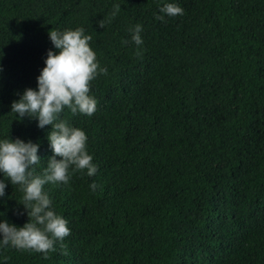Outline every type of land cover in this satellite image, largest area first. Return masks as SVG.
<instances>
[{"label": "trees", "instance_id": "1", "mask_svg": "<svg viewBox=\"0 0 264 264\" xmlns=\"http://www.w3.org/2000/svg\"><path fill=\"white\" fill-rule=\"evenodd\" d=\"M162 2L0 0V138L38 142L36 174L49 126L9 111L48 30L82 27L107 69L91 115L60 114L97 167L44 185L69 233L46 256L2 247L0 264H264V0H175L183 14L158 20ZM0 178V218L21 226L22 192Z\"/></svg>", "mask_w": 264, "mask_h": 264}, {"label": "clouds", "instance_id": "2", "mask_svg": "<svg viewBox=\"0 0 264 264\" xmlns=\"http://www.w3.org/2000/svg\"><path fill=\"white\" fill-rule=\"evenodd\" d=\"M117 10L119 6L115 5L112 15ZM181 14L183 9L175 0H163L158 5L156 19ZM128 31L131 42L141 45V25L136 23ZM47 37L52 48L45 50L43 66L35 77V88L23 89L18 98L10 102L9 111L18 120L34 118L38 128L49 126L46 140L51 154L41 172L36 174L32 167L41 160L37 155L38 142L18 137L10 139L8 135L0 138V177L22 192L20 204L27 216L21 226L0 218V248L31 249L45 256L70 230L67 220L54 211L44 185H67L73 172L84 170L85 175L92 176L97 171L86 149L85 132L60 114L67 108L73 114L91 115L96 109V99L89 94V82L107 72L99 65L88 43L91 36L85 34L82 27L50 29ZM136 51L139 54V50ZM5 186V179L0 178V197H5ZM96 187L95 181L89 183L90 190ZM0 214L3 217L4 213Z\"/></svg>", "mask_w": 264, "mask_h": 264}]
</instances>
